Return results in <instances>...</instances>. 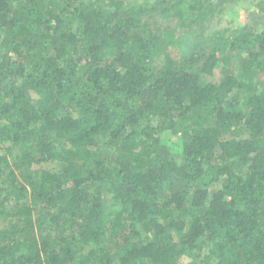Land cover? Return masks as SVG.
<instances>
[{"label": "trees", "instance_id": "obj_1", "mask_svg": "<svg viewBox=\"0 0 264 264\" xmlns=\"http://www.w3.org/2000/svg\"><path fill=\"white\" fill-rule=\"evenodd\" d=\"M208 3L0 0V264H264V26Z\"/></svg>", "mask_w": 264, "mask_h": 264}, {"label": "rangeland", "instance_id": "obj_2", "mask_svg": "<svg viewBox=\"0 0 264 264\" xmlns=\"http://www.w3.org/2000/svg\"><path fill=\"white\" fill-rule=\"evenodd\" d=\"M139 1H155V0H139ZM209 16L207 18V32L204 36H201L200 40H204L205 36L212 34L217 30H224L228 28H238L241 29L242 26L247 25L256 28L257 31H261L264 26V0H209L208 3ZM152 26L159 30L160 32L165 31V34L169 35L172 32L175 34L174 42L170 45L171 53L173 54L174 64L178 59L192 60V55L194 53H205L203 48H198L196 44L198 43V38L195 33L184 32L177 28V21L174 19H167L164 17H154L150 18ZM170 31V32H169ZM198 31H200L198 29ZM201 32V31H200ZM5 30H0V39L6 35ZM164 33V32H163ZM206 48H208L206 43ZM174 49V50H173ZM202 51V52H201ZM224 55H220V58ZM164 58V57H160ZM156 65H158L161 61ZM233 63V61H232ZM191 70L198 73L204 80H221V72L216 70L213 75H206L202 73L199 69L200 63L195 61L193 63H187ZM223 67V63L221 64ZM259 81L264 82V72L259 73ZM33 96H36L35 92H31ZM203 109H198L200 113ZM1 123V119H0ZM5 153V144L0 141V154ZM11 158V156H10ZM12 159V158H11ZM3 193L0 190V198H2ZM114 208H116L114 206ZM190 259L189 256L184 255L180 258L181 263L187 262Z\"/></svg>", "mask_w": 264, "mask_h": 264}]
</instances>
